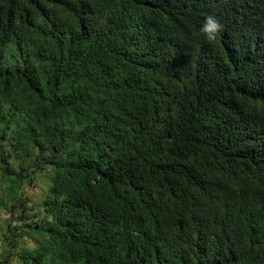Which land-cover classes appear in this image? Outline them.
Wrapping results in <instances>:
<instances>
[{
    "label": "trees",
    "instance_id": "trees-1",
    "mask_svg": "<svg viewBox=\"0 0 264 264\" xmlns=\"http://www.w3.org/2000/svg\"><path fill=\"white\" fill-rule=\"evenodd\" d=\"M0 211V264H264V0H0Z\"/></svg>",
    "mask_w": 264,
    "mask_h": 264
},
{
    "label": "rangeland",
    "instance_id": "rangeland-1",
    "mask_svg": "<svg viewBox=\"0 0 264 264\" xmlns=\"http://www.w3.org/2000/svg\"><path fill=\"white\" fill-rule=\"evenodd\" d=\"M46 175H39L36 177V181L34 184V187L32 188H27L26 185H24V191H26V194L28 197L36 199L38 198L40 195L43 194V190L44 188L47 186L48 184V180L45 177ZM7 216L5 213L0 211V256L3 252V240H2V236L3 234H5V231L3 230V221L4 219H6ZM0 261H1V257H0Z\"/></svg>",
    "mask_w": 264,
    "mask_h": 264
},
{
    "label": "clouds",
    "instance_id": "clouds-1",
    "mask_svg": "<svg viewBox=\"0 0 264 264\" xmlns=\"http://www.w3.org/2000/svg\"><path fill=\"white\" fill-rule=\"evenodd\" d=\"M221 31L223 25L214 15L205 16L199 28L200 34L209 42L213 41Z\"/></svg>",
    "mask_w": 264,
    "mask_h": 264
}]
</instances>
